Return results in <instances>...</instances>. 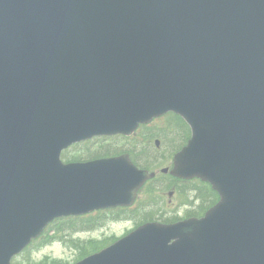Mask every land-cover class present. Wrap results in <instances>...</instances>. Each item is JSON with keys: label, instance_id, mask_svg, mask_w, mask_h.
<instances>
[{"label": "water", "instance_id": "1", "mask_svg": "<svg viewBox=\"0 0 264 264\" xmlns=\"http://www.w3.org/2000/svg\"><path fill=\"white\" fill-rule=\"evenodd\" d=\"M169 112L191 133L170 174L220 202L75 264H264V0H0V264L54 219L131 205L153 174L128 155L60 154Z\"/></svg>", "mask_w": 264, "mask_h": 264}, {"label": "trees", "instance_id": "2", "mask_svg": "<svg viewBox=\"0 0 264 264\" xmlns=\"http://www.w3.org/2000/svg\"><path fill=\"white\" fill-rule=\"evenodd\" d=\"M142 138H162L160 139L161 146H166L169 144V155H172L173 153L177 152L183 145H185L186 141L189 138V129L178 116L168 114L164 117L153 120L149 125L140 126L133 137H122L123 142L128 143L129 145V148L123 150V152L130 154L135 164L139 167L149 169L150 166L155 161H159L163 157V155H158L160 150L150 148L151 142L142 144L140 141ZM162 140L165 144H163ZM81 146L85 147L83 151H77L76 145L72 147V149H70L73 150L70 154L67 151L63 152L62 159L67 162L86 161L90 159L100 158L102 156L114 154L118 155L120 153H123L117 147H111L109 145L96 144V146L92 147L91 142H85L81 144ZM135 158L137 160H135ZM160 162H162V160H160ZM164 180L167 181L162 184ZM174 186L177 187V193L179 192L178 190L180 189V187H182L187 192L189 191L193 194V199L189 202V204L194 205V210L188 211V216H201L218 200L216 193H214L206 183L197 180L180 181L171 177H164L154 178L148 182L144 194L147 196L142 200V202L148 203L146 205L148 207H153V205H160L164 199L163 203L167 204L168 192L174 190ZM182 188L180 190V193H184ZM195 202L197 203L196 205ZM162 220L168 223L175 222L174 217ZM151 221H153V217H149L146 215L142 223ZM98 224L99 223L91 224L87 220H83V218L80 217L54 220L46 226L43 233L37 239L31 242L24 254L28 256L30 252H34V249L39 250L44 246L50 245V242L53 240L56 241L67 239L66 235L89 231L95 228V226ZM69 242L72 243L73 246L78 245L72 238L69 239ZM104 244L105 243L102 242L96 244L92 251L83 252L79 259L84 258L90 253L99 251V248H102ZM12 264L23 263L21 261L14 260ZM50 264L61 263L57 260H54V262L52 261Z\"/></svg>", "mask_w": 264, "mask_h": 264}, {"label": "rangeland", "instance_id": "3", "mask_svg": "<svg viewBox=\"0 0 264 264\" xmlns=\"http://www.w3.org/2000/svg\"><path fill=\"white\" fill-rule=\"evenodd\" d=\"M148 142V139L141 140L142 144H147ZM119 143L122 145L121 141H119ZM163 144H165L164 141ZM84 148V146H81L78 150L83 151ZM158 155H164L165 158L167 157L164 147L160 146ZM164 166L165 165L161 167ZM161 167L155 169V172L160 174L159 170ZM164 183L165 181L162 182V184ZM135 228L136 226L133 222L120 221L115 223H107L104 225V227L88 233L83 232L71 235L65 234L67 239L56 241L53 240L50 242V245L44 246L39 250L34 249V252H30L28 256L21 254L17 259L23 264H50L52 261L54 262V260H58L61 264H75L83 252L92 251L97 243L119 239ZM71 238L78 245L73 246L72 243L69 242V239ZM110 244L111 243H108V245Z\"/></svg>", "mask_w": 264, "mask_h": 264}, {"label": "flooded vegetation", "instance_id": "4", "mask_svg": "<svg viewBox=\"0 0 264 264\" xmlns=\"http://www.w3.org/2000/svg\"><path fill=\"white\" fill-rule=\"evenodd\" d=\"M170 195H171V193H170Z\"/></svg>", "mask_w": 264, "mask_h": 264}]
</instances>
